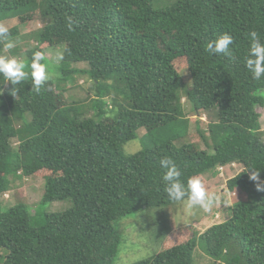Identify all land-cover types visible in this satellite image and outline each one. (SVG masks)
<instances>
[{
  "label": "trees",
  "instance_id": "obj_1",
  "mask_svg": "<svg viewBox=\"0 0 264 264\" xmlns=\"http://www.w3.org/2000/svg\"><path fill=\"white\" fill-rule=\"evenodd\" d=\"M13 18L43 25L25 36L9 28L16 46L0 41V55L30 63L37 50L69 51L56 64L45 54L54 76L39 94L30 79L12 86L0 75V195L14 178L43 179L38 204L0 201V264H112L116 222L179 203L164 191L162 157L206 188V173L242 165L226 187L243 198L227 220L132 264H194L197 245L206 264H264V191L245 171L260 168L264 181V77L246 67L250 32L264 43V0H0V24ZM225 32L232 56L208 52ZM186 110L205 114V128ZM54 201L71 204L43 211Z\"/></svg>",
  "mask_w": 264,
  "mask_h": 264
},
{
  "label": "rangeland",
  "instance_id": "obj_2",
  "mask_svg": "<svg viewBox=\"0 0 264 264\" xmlns=\"http://www.w3.org/2000/svg\"><path fill=\"white\" fill-rule=\"evenodd\" d=\"M8 28L18 26V32L20 35H26L29 32L40 28L43 23L36 20L28 21L21 24L19 18H13L1 23ZM22 45V41L19 42ZM59 48H54V53L48 51L46 56L53 64L58 63L55 61V51ZM78 68L85 67V64L79 62L76 65ZM54 76V73H52ZM184 81L189 82V77L186 72L182 73ZM78 85L81 83L84 85L90 84V81H86L83 77L77 78ZM51 86V85H50ZM52 87V86H51ZM66 95V94H65ZM75 96L82 97L83 92L76 90ZM62 99V98H60ZM182 102L185 103V98H182ZM261 112L260 123L263 131L264 138V107L259 108ZM187 115L194 120L196 118L201 119V127L205 128L208 118L201 114L198 116L196 113H190L188 110ZM193 125L190 128L191 134L189 139H197L196 132L193 131ZM145 130L142 129L139 133L141 135ZM197 141V140H196ZM141 141L138 140L130 142L126 147L131 150H136L140 146ZM201 148H205L201 141H198ZM14 144V143H13ZM16 144V143H15ZM128 151V150H127ZM242 169V165L238 163H231L216 168L215 174L206 173L205 178L207 182V190L209 192H215L219 197V202L213 204L208 211H204L201 208L188 209L184 202H179L175 205H166L161 208L145 209L128 216L122 217L115 226L121 233V243L119 251L113 260L112 264H132L140 259L149 257L161 250L163 246L170 240L168 245L176 244L181 240L189 238L191 235L200 234L209 226L220 223L228 219L231 216L229 210L230 205L241 197L238 190L234 189L229 191L226 187V181L235 176ZM40 173L34 176H21L20 178H14L11 182L10 191L0 195V201L12 205L17 202L27 203L34 206L42 199L43 193V179ZM12 179V177H11ZM69 204H68V203ZM71 204L70 201H54L45 203L43 211H61L65 210ZM69 205V206H68ZM165 223L162 224V223ZM163 234L160 236V234ZM163 236H165L163 238ZM197 245L194 250V264H206L210 258L200 255H204L203 251Z\"/></svg>",
  "mask_w": 264,
  "mask_h": 264
},
{
  "label": "clouds",
  "instance_id": "obj_3",
  "mask_svg": "<svg viewBox=\"0 0 264 264\" xmlns=\"http://www.w3.org/2000/svg\"><path fill=\"white\" fill-rule=\"evenodd\" d=\"M69 27H71V24ZM250 36L251 41L248 57L246 58V67L252 78L259 81L264 77V43L260 41L256 31L250 32ZM9 37V28L0 24V41H3V47L6 50H11L16 46L15 41ZM233 43L232 35L225 32L210 40L206 45V50L213 54H223L231 57L232 49L230 45ZM68 51L67 45L57 48L55 61H62L64 54ZM0 75L12 86L30 79L32 90L39 94L44 84L51 79L52 72L45 54L37 50L33 52L30 63L16 56L0 55ZM160 165L165 170L161 180L164 184V191L170 200L184 202L188 209L198 207L204 211H208L213 204L219 202L218 195L207 190L199 175L188 178L185 184L181 180V169L173 159L162 157ZM245 171H249V179L256 182L257 190L264 191V181L260 179V168L249 166Z\"/></svg>",
  "mask_w": 264,
  "mask_h": 264
}]
</instances>
